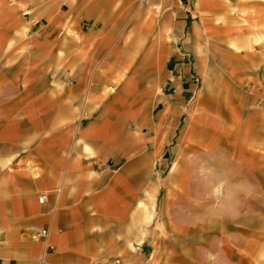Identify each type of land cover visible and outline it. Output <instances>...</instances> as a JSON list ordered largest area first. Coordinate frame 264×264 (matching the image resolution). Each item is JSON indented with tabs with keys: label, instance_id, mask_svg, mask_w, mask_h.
Segmentation results:
<instances>
[{
	"label": "crops",
	"instance_id": "obj_1",
	"mask_svg": "<svg viewBox=\"0 0 264 264\" xmlns=\"http://www.w3.org/2000/svg\"><path fill=\"white\" fill-rule=\"evenodd\" d=\"M0 264H264V0H0Z\"/></svg>",
	"mask_w": 264,
	"mask_h": 264
},
{
	"label": "built area",
	"instance_id": "obj_2",
	"mask_svg": "<svg viewBox=\"0 0 264 264\" xmlns=\"http://www.w3.org/2000/svg\"><path fill=\"white\" fill-rule=\"evenodd\" d=\"M43 198H41V200ZM28 234L33 241H40L49 236V230L46 228L39 227V226L31 225L28 228Z\"/></svg>",
	"mask_w": 264,
	"mask_h": 264
},
{
	"label": "rangeland",
	"instance_id": "obj_3",
	"mask_svg": "<svg viewBox=\"0 0 264 264\" xmlns=\"http://www.w3.org/2000/svg\"><path fill=\"white\" fill-rule=\"evenodd\" d=\"M221 191H222L221 189H218V193H221Z\"/></svg>",
	"mask_w": 264,
	"mask_h": 264
}]
</instances>
